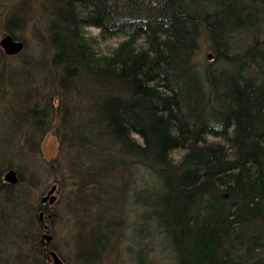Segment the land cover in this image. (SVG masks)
<instances>
[{"label": "trees", "instance_id": "obj_1", "mask_svg": "<svg viewBox=\"0 0 264 264\" xmlns=\"http://www.w3.org/2000/svg\"><path fill=\"white\" fill-rule=\"evenodd\" d=\"M9 1L1 27L19 41L33 3ZM38 8L37 58L13 67L16 55L0 49V86L15 90L8 113L16 137L30 130L29 153L54 118L66 126L55 133L76 188L69 212L78 215L75 199L91 207L121 198L143 170L136 200L175 264H264V0H40ZM118 36L105 51L102 41ZM10 170L24 184L21 168L0 170V264H43L37 210L25 190L3 184ZM80 210L97 227H89L96 237L79 235L76 257L99 264L113 221Z\"/></svg>", "mask_w": 264, "mask_h": 264}, {"label": "rangeland", "instance_id": "obj_2", "mask_svg": "<svg viewBox=\"0 0 264 264\" xmlns=\"http://www.w3.org/2000/svg\"><path fill=\"white\" fill-rule=\"evenodd\" d=\"M21 1V0H18ZM40 0H31L32 4V14L31 18L26 24L24 31L20 32V42L23 43V50L16 56L9 58L8 62L13 67H20L22 65L23 59H36L38 53V47L36 42L33 40L34 34L33 30H39L44 36V24L39 16V4ZM11 3H2L1 7H7ZM4 14L0 15V40L9 35L6 33L3 26ZM95 33V30H93ZM122 36L108 38L102 41V46L105 51L113 48L120 40ZM46 38H44V41ZM35 81L32 86H35ZM47 90H40V95L45 96ZM17 93V92H16ZM15 99V90L8 87L0 86V158L3 156L4 160L3 166L0 170L7 168L10 164L15 167L21 168L23 171V185H18L16 183L15 188H20L26 191L27 201L26 205H29V211L31 209L38 208L40 205V200L47 195L52 186H56V192L54 196L56 201L53 205L46 203L44 217L41 218L43 225L46 226L44 230V235L51 236V241L49 244L44 243L45 247L56 251V254L64 264H81L82 262L76 257L77 252V242L79 240V235H89L96 237L93 233H90L91 228L97 227V224H91L93 219H86L88 217L86 213H81V207L86 206L89 208V216L94 217L95 221L102 218L104 221L108 219L103 217L106 213L109 218L113 221L111 226L114 228L115 236L111 240V245L109 250L105 253L103 260L99 264H175L173 254L171 253L169 244L164 241L161 233L159 234L156 229L157 224L154 220H145V208L141 204V200H136V193L143 189V177L144 171L138 170L135 178L136 181L131 185V187L124 188V197L122 198V192L112 202L106 204L101 201V205L90 204L80 205L81 201L75 199L78 204L73 206L74 208L78 206V215L69 212L67 206L73 199L70 198L72 193L76 192V188H72V183L69 179L71 177V171L68 170V155L64 146L61 148L58 136L55 130L59 129V134L62 135L67 133L65 127H61L57 118L56 121H52L51 129L45 133L42 138H38V152L29 153L27 147L24 146V141L31 137L30 130L25 126L21 127L22 133H28L29 135L24 136L23 134L16 137L17 125L11 116H9V109L11 103L13 104ZM56 100V99H55ZM40 108L44 107L45 104L40 99ZM58 101H53L54 108H57ZM10 105V107H9ZM15 105V104H13ZM59 106V104H58ZM40 116L47 117L49 119L50 115L40 111ZM41 119V118H40ZM56 123V124H55ZM21 134V133H20ZM49 135H54L57 139L58 150L56 157L51 162H46L43 159L41 146L45 137ZM137 138V136H135ZM18 142V143H17ZM19 145H23L18 148ZM66 146V145H65ZM17 149V152L14 151ZM63 170L64 177L62 178L60 172ZM21 171V172H22ZM2 180L4 173H2ZM34 175L39 180L32 187L29 183L30 177ZM126 189V192H125ZM76 215V217H75ZM102 215V217H100ZM51 221H46L47 217ZM36 220H38V213L36 212ZM94 222V220H93ZM94 232V231H92ZM90 235V236H91ZM109 236H105L106 241ZM44 240V239H43ZM110 240V238H109ZM104 241V244L106 242ZM45 242V240L43 241ZM47 245V246H46ZM50 257V256H49ZM51 258V257H50ZM141 260H145L142 262ZM43 264H46V259Z\"/></svg>", "mask_w": 264, "mask_h": 264}, {"label": "water", "instance_id": "obj_3", "mask_svg": "<svg viewBox=\"0 0 264 264\" xmlns=\"http://www.w3.org/2000/svg\"><path fill=\"white\" fill-rule=\"evenodd\" d=\"M23 48V43L13 39L10 35H6L0 40V49H2V51L8 56L19 54L23 50ZM57 150V138L54 135H47L43 140L41 146L43 159L46 162H51L56 157ZM4 181L11 185H15L18 181L16 172L14 170H10L9 172H7L4 175ZM55 192L56 186H52L47 195L41 198L40 203L45 204L48 202L49 205H53L56 201V197L54 196ZM40 217H42V213L40 214ZM43 239H45L44 243L49 244L52 238L51 236L44 235ZM50 257L51 258L48 264H64L54 251L50 252Z\"/></svg>", "mask_w": 264, "mask_h": 264}, {"label": "flooded vegetation", "instance_id": "obj_4", "mask_svg": "<svg viewBox=\"0 0 264 264\" xmlns=\"http://www.w3.org/2000/svg\"><path fill=\"white\" fill-rule=\"evenodd\" d=\"M49 163V162H48ZM3 184L4 185H9V186H11V184H9V183H6L5 181H4V177H3ZM40 206L41 207H38L37 208V213H38V220H39V222H40V224L42 225V231H41V238H42V240H41V248H42V251H44V252H46L47 253V257H46V264H48L49 263V260H50V257H49V255H50V250H48L47 251V248L45 247V245H44V240H43V236H44V233H45V229H46V226H44L43 225V222H42V220H41V218H43L44 217V214H45V207H46V203L45 204H41L40 203ZM42 213V217H40V214ZM47 246V245H46Z\"/></svg>", "mask_w": 264, "mask_h": 264}]
</instances>
